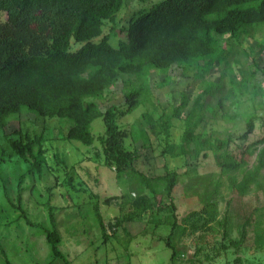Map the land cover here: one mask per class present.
Listing matches in <instances>:
<instances>
[{
  "label": "trees",
  "instance_id": "16d2710c",
  "mask_svg": "<svg viewBox=\"0 0 264 264\" xmlns=\"http://www.w3.org/2000/svg\"><path fill=\"white\" fill-rule=\"evenodd\" d=\"M151 1V2H150ZM149 3L133 10L125 23L119 19L125 0H0V129L6 128L10 117L25 108L26 113L49 121H68L69 127L62 141H75L91 147L95 138L91 124L101 118L104 133L97 137L104 155L103 163L111 168L117 165L125 171L129 192L112 196L100 203L96 197L88 202L94 220L102 237H107L100 205L119 201L120 215L109 227L115 230L123 224L146 220L154 227H169V233L161 239L170 251V264L180 261L182 252L173 243L175 234L190 231L194 234L209 221L215 220L220 231L219 250L232 255L245 248L250 241L249 228L253 229L252 245L264 246V228L254 224L258 208L250 209L244 202L251 187L263 191L260 182L264 171V136L246 143L255 129L253 117L245 124V131L238 137L240 143L231 138L215 140L209 145L195 129L201 121L195 117V107L200 98L193 101V107L185 114L190 100L180 94L177 106L171 115H160L154 120L148 111L142 113L145 128L159 142L162 158H198L208 144L214 149V157L222 181L214 183V189L199 196V211H192L178 219L174 190L180 175L170 171L165 164L164 174L147 176L134 167L139 159L137 151L125 147L127 132L118 122L139 106L151 102L152 93L148 77L152 70L167 75L170 67L176 65L182 74L204 84L201 96H215L216 108L220 112L224 103L235 105L240 96L232 77L226 91L221 76L217 83L207 82L216 63L225 64L229 52L222 47V38L231 48H240L242 41L252 38L258 30L264 29V0H141ZM264 44V38H263ZM256 70L259 66L254 64ZM225 70V69H224ZM224 75H227L224 73ZM133 77L120 106L101 110L94 99L114 87L121 77ZM165 76L162 83L169 82ZM124 82V84H125ZM243 87L246 81L241 79ZM182 121L183 131L178 144H173V122ZM47 126V124H44ZM44 126L38 134L30 137L21 127L4 135L9 150L28 164L29 171L37 178L42 176L46 164L42 148ZM144 139V134H138ZM134 138L140 139L133 135ZM146 136V135H145ZM255 155L254 164L248 167V159ZM204 153L202 157H206ZM8 156L0 146V164ZM63 168V161H56ZM57 172V171H55ZM57 179V178H56ZM64 183L73 193L76 190L70 180ZM225 185L228 194L223 200V209L218 211L219 189ZM6 201L31 227L39 228L50 246L52 264L56 260L67 264L59 249L61 236L55 223L54 208L45 203L49 228L29 222L21 207V195L17 194L13 204L7 194ZM93 198V196H91ZM69 207H76L73 203ZM203 215H207L204 220ZM209 217V218H208ZM200 222V223H199ZM199 223V224H198ZM122 227L125 235L130 236ZM201 248L196 246L194 257ZM2 255L5 253L1 250ZM198 261V260H197ZM5 263L10 264L5 258ZM232 264H243L235 257Z\"/></svg>",
  "mask_w": 264,
  "mask_h": 264
},
{
  "label": "rangeland",
  "instance_id": "374dc122",
  "mask_svg": "<svg viewBox=\"0 0 264 264\" xmlns=\"http://www.w3.org/2000/svg\"><path fill=\"white\" fill-rule=\"evenodd\" d=\"M125 4L119 15L123 23L133 10L149 5L141 0H125ZM263 38L264 29L258 30L252 38L244 39L240 48L228 47L225 38H222V47L227 48L229 52L228 59L225 64L216 63L206 81L217 83L223 76L222 82L226 91L232 77L241 93L235 105H230L227 101L224 103V109L219 112L216 102L220 93L213 97L201 96L205 85L183 75L180 67L172 65L167 75L156 70L150 72L148 82L152 93L151 102L144 107L139 106L118 122L128 133L132 132L138 138L139 133L144 134L146 142L142 138H134L133 135L125 141V147L129 151H137L139 159L134 164L137 170L147 176L162 175L166 164L170 171L181 176L174 190L178 219L189 212L201 209L199 198L194 193L201 196L204 192V183L208 185L209 193L214 189L215 182H224L219 178L214 149L209 147L210 144L226 138L240 143L238 137L244 133L246 121L251 117L255 129L246 143L264 136ZM254 64L259 66L260 70H256ZM165 76L170 79L166 85L162 83ZM241 79L246 81L245 87ZM125 81H131V85H135L133 77H121L114 87L94 99L101 110L122 105L125 91L131 87ZM181 93L190 100L185 114L193 107V101L198 97L199 104L205 106L203 110L195 107V117L202 118L195 129V134H199L203 140H208L209 145H206L196 159L162 158L159 155L162 148L145 128L142 113L150 112L154 120L160 115H171L172 109L179 103ZM24 111L25 108L19 114L10 117L6 128L0 129V146L5 149L8 156L0 164V264H6L5 258L10 264H47L51 260L50 246L40 229L29 226L4 197L7 194L16 205L15 198L18 193L21 195V207L29 222L49 228L44 204L48 202L54 208L55 223L61 236L59 249L66 257L67 264H170V251L161 240L169 233V227L156 228L146 220L123 224L115 230L109 227L110 224H114V218L120 215L118 206L120 200L100 205L101 215L107 226V237L101 235L88 202L97 197L102 203L109 197H119L129 192L125 171H119L117 165L108 168L103 163L102 148L96 141L97 137L104 133L102 119L98 118L92 122L91 132L95 141L91 147H86L79 142L61 140L69 127L67 120L57 123L56 121L60 120L49 121ZM44 126L46 130L43 133L45 140L42 141V148L45 151L46 164L43 165L41 178H37L30 173L28 164L9 150L4 135H9L21 127L24 133L32 137L34 133L41 132ZM182 131L183 122L174 121L171 137L173 144L179 143ZM204 153L206 157H202ZM254 160L255 155L248 159L247 169L252 168ZM56 161H63L65 168ZM65 180H70L72 186L80 191L79 194L73 193L64 183ZM260 182L264 184V171L261 172ZM227 194L228 190L223 185L219 189V194L214 197L218 199V211L223 209V200L227 198ZM244 202L250 209L258 208L253 222L254 224L260 222V230L264 228L263 191L252 186L249 194L244 197ZM73 203L76 207H69ZM206 217L207 215H203L204 220ZM123 226H126L130 236L125 235ZM253 229L249 228L250 241L246 247L236 252L234 256L232 251L226 255L220 252V231L215 220L209 221L207 226L194 234H190V231L182 235L175 234L173 243L183 256L180 261L173 264H232L235 257H239L243 264H264V246L256 248L252 245ZM196 246L202 249L197 258L194 257ZM52 264L65 263L56 260Z\"/></svg>",
  "mask_w": 264,
  "mask_h": 264
}]
</instances>
